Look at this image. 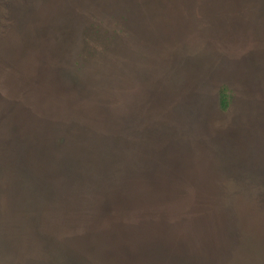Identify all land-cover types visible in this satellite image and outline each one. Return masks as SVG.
<instances>
[{
    "label": "rangeland",
    "instance_id": "1",
    "mask_svg": "<svg viewBox=\"0 0 264 264\" xmlns=\"http://www.w3.org/2000/svg\"><path fill=\"white\" fill-rule=\"evenodd\" d=\"M0 264H264V0H0Z\"/></svg>",
    "mask_w": 264,
    "mask_h": 264
},
{
    "label": "trees",
    "instance_id": "2",
    "mask_svg": "<svg viewBox=\"0 0 264 264\" xmlns=\"http://www.w3.org/2000/svg\"><path fill=\"white\" fill-rule=\"evenodd\" d=\"M229 104V99H228V93H227V90L225 88H223L221 91H220V106L222 108H226V106H228ZM109 215V213L107 214V216ZM109 232V230H108ZM8 237V236H7ZM12 237H10V240L8 239L9 242H11V239ZM10 244V243H9ZM77 254L80 255L79 251H75Z\"/></svg>",
    "mask_w": 264,
    "mask_h": 264
}]
</instances>
